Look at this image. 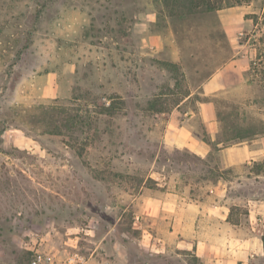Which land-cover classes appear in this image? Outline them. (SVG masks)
Segmentation results:
<instances>
[{"label": "rangeland", "instance_id": "1", "mask_svg": "<svg viewBox=\"0 0 264 264\" xmlns=\"http://www.w3.org/2000/svg\"><path fill=\"white\" fill-rule=\"evenodd\" d=\"M236 14L250 58L244 84L212 97L224 138L262 126L264 0H0V264H30L67 234L79 254L102 239L118 264H201L163 228L135 225L129 204L154 171L174 181L187 160L199 173L159 144L155 122L197 110L201 82L239 49L220 19ZM48 75L55 98L41 92ZM263 158L233 193L264 199ZM241 200L230 219L247 225ZM248 264H264V234Z\"/></svg>", "mask_w": 264, "mask_h": 264}, {"label": "crops", "instance_id": "2", "mask_svg": "<svg viewBox=\"0 0 264 264\" xmlns=\"http://www.w3.org/2000/svg\"><path fill=\"white\" fill-rule=\"evenodd\" d=\"M220 19L228 41L238 45V51L201 82V94L206 98L199 101L196 111L174 109L165 113L162 119L158 116L155 122L159 144L189 152L202 164L200 171L196 173V166L187 160L177 163L180 169L175 172L179 176L174 181L165 173L154 171L151 177L155 186L139 187L132 194L129 207L135 212V225L144 221L163 228L167 238L176 237L177 245L192 248L201 264H248L262 250L264 199L241 198V193L237 196L233 189L241 187L244 180L255 181L260 177L259 174L243 173V168L264 157V110L260 133L231 142H223L220 138V122L212 97L234 91L244 84L250 58L243 51L245 45L237 42L238 22L241 21L239 25L244 27L248 19L240 14L228 18L220 16ZM55 79L48 75L44 81L41 90L44 97L59 95ZM232 196L242 199L241 203L248 210L249 224L230 219ZM256 212L260 213V219ZM76 238L67 234L60 248L50 244L54 252L41 251L51 255L50 264L58 262L60 257L65 264L71 250L75 247L81 250ZM98 240L93 246L84 248L81 264H118L119 258L102 239ZM42 247L46 250L49 245Z\"/></svg>", "mask_w": 264, "mask_h": 264}, {"label": "built area", "instance_id": "3", "mask_svg": "<svg viewBox=\"0 0 264 264\" xmlns=\"http://www.w3.org/2000/svg\"><path fill=\"white\" fill-rule=\"evenodd\" d=\"M51 255L46 252L36 251L30 260V264H50L51 263ZM83 262V257L77 251H71L68 253L65 264H81Z\"/></svg>", "mask_w": 264, "mask_h": 264}, {"label": "trees", "instance_id": "4", "mask_svg": "<svg viewBox=\"0 0 264 264\" xmlns=\"http://www.w3.org/2000/svg\"><path fill=\"white\" fill-rule=\"evenodd\" d=\"M217 118H218V121L221 122L220 117H219V115H218V112H217ZM261 129H262V126H261ZM261 129H260L259 131H255V132L253 131L252 133H250V134H248V135H245L244 137H250V136H252V135L258 134V133L261 132ZM220 131H221V128H220ZM221 133H222V132H220V138L223 140V142H229L230 140H238V139H241V138L243 137V136H241V135H234V134H229V135H227V134H226V136H225V138H224L223 135H221ZM257 165H258V166H262V167H264V158H263L262 161L257 162ZM257 174H258V173H257Z\"/></svg>", "mask_w": 264, "mask_h": 264}]
</instances>
